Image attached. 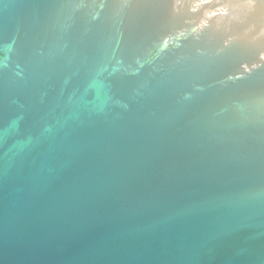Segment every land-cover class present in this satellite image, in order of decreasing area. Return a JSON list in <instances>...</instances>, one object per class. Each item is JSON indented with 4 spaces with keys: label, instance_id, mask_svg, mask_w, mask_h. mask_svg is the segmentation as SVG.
<instances>
[{
    "label": "water",
    "instance_id": "obj_1",
    "mask_svg": "<svg viewBox=\"0 0 264 264\" xmlns=\"http://www.w3.org/2000/svg\"><path fill=\"white\" fill-rule=\"evenodd\" d=\"M0 264H264V0H0Z\"/></svg>",
    "mask_w": 264,
    "mask_h": 264
}]
</instances>
